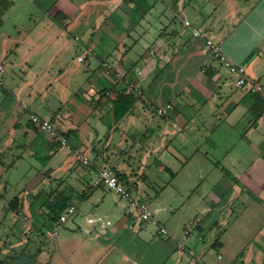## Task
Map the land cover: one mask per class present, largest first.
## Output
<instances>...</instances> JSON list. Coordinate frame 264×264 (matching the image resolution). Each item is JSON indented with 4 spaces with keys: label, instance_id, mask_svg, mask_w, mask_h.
Masks as SVG:
<instances>
[{
    "label": "crops",
    "instance_id": "1",
    "mask_svg": "<svg viewBox=\"0 0 264 264\" xmlns=\"http://www.w3.org/2000/svg\"><path fill=\"white\" fill-rule=\"evenodd\" d=\"M1 7L0 264H264V101L238 88L239 75L218 60L202 72L212 40L264 88V0ZM15 10L10 33L4 17ZM105 91L134 97L133 109L118 116ZM31 114L72 148L40 131ZM150 159L175 198L160 210L180 214L161 224L167 235L138 221L131 204L112 206L96 185L110 168L136 200L163 196L145 174ZM56 205L76 213L43 239Z\"/></svg>",
    "mask_w": 264,
    "mask_h": 264
},
{
    "label": "built area",
    "instance_id": "2",
    "mask_svg": "<svg viewBox=\"0 0 264 264\" xmlns=\"http://www.w3.org/2000/svg\"><path fill=\"white\" fill-rule=\"evenodd\" d=\"M188 24V22H186ZM207 47L209 49V57L203 62L202 72H205L207 68L210 66L212 60H218L221 64L230 71L232 74L239 75L236 86L246 92L256 94H261V97L264 101V88L263 86L256 81L250 80V78L246 75L245 70L232 63L226 55L222 51V47L218 44L213 43L212 40H207ZM89 55H92L91 50H87L83 56L79 57V61L83 62ZM107 69H111L108 64H104ZM3 73V68L0 66V84H2L1 76ZM121 77L117 76L116 82H120ZM134 93L137 96H141L142 92L139 89H134ZM105 98H109L111 100H117V94L114 91H105ZM26 109V107H25ZM166 112V109H159V115H162ZM31 122L42 132H46L52 135L54 141L58 143L62 147H67L69 149L72 148V143L70 142L68 136L59 132L55 126L48 120H45L39 117L36 114H31L30 116ZM76 160L84 165L90 164V159L88 156L81 154L79 152L76 153ZM97 186H105L109 190L113 191L115 194L121 196V198L130 202V204L135 207L142 221H150L153 225L159 227V232L162 235L168 234V229L163 227L158 219L153 215L150 209V205L147 202H141L133 198L132 192L123 186L120 183V180L116 173L110 168H104L100 170L98 180L96 181ZM76 213V209L74 207H70L64 214L60 216V218L53 223V225L46 231V233H39L41 238H56L60 231L64 228L65 224L69 220L71 216ZM181 252L185 251V245L180 244L178 247Z\"/></svg>",
    "mask_w": 264,
    "mask_h": 264
},
{
    "label": "rangeland",
    "instance_id": "3",
    "mask_svg": "<svg viewBox=\"0 0 264 264\" xmlns=\"http://www.w3.org/2000/svg\"><path fill=\"white\" fill-rule=\"evenodd\" d=\"M2 13H3V9L1 7L0 8V17L2 15ZM16 15L20 16V13L18 10L12 11L4 17V20L7 22L4 30H6L7 32L12 33L13 29L11 28V26H12L13 22L16 21V18H15ZM155 158H156V156L153 157V160ZM136 159H139V158L134 156V158H132V162L135 161ZM150 162L152 163L150 166L151 168L148 169L145 167V169H144L145 174H147L148 177L153 178V180L155 181V184H157V186H161L162 188L164 187L166 190L165 189L163 190V191H165L163 196L159 195L160 191L157 193L156 190H154V192L157 193V196L155 197V194H153V198L149 197V198H151V199H149L148 197H145V200H146V198H148L146 202L150 205L151 212L153 213V215L158 219V221L161 224L167 222L168 218H170V221L174 224V221H176V218H180V217H178V216H180V214H178V216L175 215L176 217L174 216V218H173V216H171L172 215L171 213L170 214L167 213L168 210H163V211L160 210V207H162V205L164 207L170 206L169 202H171V200H173V199L175 200V198L172 195L170 196V194L172 193L171 191H173L172 190L173 188H171V187L166 188V186H167L166 185V183H167L166 178H164L161 175V173H159L157 171V166L153 165V161L151 159L149 160V163ZM137 163H138V161H137ZM148 184H149V182H148ZM105 189H106V190H104L105 194L109 198L108 199L109 203L112 206L118 205L121 208L122 205L125 203L126 204L128 203V205L131 206L130 203L128 201H126L125 199L121 198V196L115 194L113 191L109 190L108 188H105ZM132 196H133V198L136 199V193L132 194ZM172 205L174 207H176L177 203H175V204L172 203ZM174 211L176 212L177 210H174ZM131 213H134L132 215H134L138 221H140V220L142 221L138 212L134 211ZM70 218H72V216ZM173 219H174V221H173ZM144 222H145L144 226L147 227L149 230L159 231V227L153 225L150 221H144ZM178 223L180 225V223L182 224V221L179 220ZM190 226H192V225H190ZM14 264H18V263L15 262Z\"/></svg>",
    "mask_w": 264,
    "mask_h": 264
},
{
    "label": "trees",
    "instance_id": "4",
    "mask_svg": "<svg viewBox=\"0 0 264 264\" xmlns=\"http://www.w3.org/2000/svg\"><path fill=\"white\" fill-rule=\"evenodd\" d=\"M135 98L129 95H120L116 101V114L120 117L128 114L134 106ZM117 175V174H116ZM118 176V175H117ZM119 178V176H118ZM57 208L54 209V222H56L63 211L66 208V205H56Z\"/></svg>",
    "mask_w": 264,
    "mask_h": 264
}]
</instances>
